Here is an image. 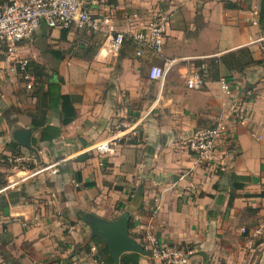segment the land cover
<instances>
[{"label": "crops", "instance_id": "crops-1", "mask_svg": "<svg viewBox=\"0 0 264 264\" xmlns=\"http://www.w3.org/2000/svg\"><path fill=\"white\" fill-rule=\"evenodd\" d=\"M162 2L171 23L162 57L147 53L151 63L136 56L130 41L102 58L103 36L88 44L89 35L73 30L65 39L58 29L37 32L34 38L49 34L63 41L57 51L71 52L61 61L34 60L54 67L53 78L63 80L62 93L77 112L67 126L60 123L61 109L49 112V125L61 130L51 142L31 126L37 99L0 59V264H102L101 239L88 215L114 221L125 214L139 243L150 229L162 242L187 249L188 264H264V53L250 48L263 64L240 72L220 65V79H208L198 91L187 88L184 76L195 60L248 48L262 36L264 0H83L96 15L109 13L118 31L134 13L147 22ZM76 35L85 39L81 50L91 47L89 54L73 53ZM26 49L24 42L18 46L19 58ZM165 59L179 62L160 85L148 73ZM221 80L230 83V94L221 91ZM236 106L245 107L247 121L234 119ZM217 124L228 128L232 148L201 162L187 141ZM25 129L32 130L31 148L14 139ZM106 140L111 154L90 150ZM32 154L35 163L15 162ZM44 167L51 169L26 178ZM140 264L163 263L143 256Z\"/></svg>", "mask_w": 264, "mask_h": 264}, {"label": "built area", "instance_id": "built-area-1", "mask_svg": "<svg viewBox=\"0 0 264 264\" xmlns=\"http://www.w3.org/2000/svg\"><path fill=\"white\" fill-rule=\"evenodd\" d=\"M170 23L169 12L158 11L147 22H142L140 16L134 13L125 18L124 29L118 31L109 13L96 15L84 7L83 0H12L0 4V51L6 52V60L10 63L11 71L20 76L26 89L31 90L36 83V77L29 70L28 60L19 58L17 50L21 43L32 40L42 28L52 30L74 28L89 36L101 35L105 42L99 51V56L102 58L110 54H118L123 50L126 41H130L136 46V56L151 63L152 60L148 58L147 53L162 57ZM247 47L249 49L254 47L258 52L264 53V34L247 44ZM209 60H195L201 64H195L190 70H186L184 76L189 90L198 91L206 85L210 78ZM178 62L179 60L165 59L163 66L151 64L148 73L150 80L162 85L168 71ZM220 87L223 93H231V85L227 80H221ZM232 115L238 122L248 120L244 106H236ZM133 133L137 134L135 129ZM229 133L228 128L223 124L200 129L187 141L186 148L199 161L212 162L215 156L229 150ZM111 145V141L106 140L95 144L90 150L99 155L111 154L113 152ZM15 162L18 165L35 163L36 157L34 154L20 155L15 158ZM49 169L51 167L41 168L26 178ZM53 173L55 174L56 171ZM143 243L150 253L149 257L154 261L163 264L189 262L187 252L162 242L150 229L145 231Z\"/></svg>", "mask_w": 264, "mask_h": 264}, {"label": "trees", "instance_id": "trees-1", "mask_svg": "<svg viewBox=\"0 0 264 264\" xmlns=\"http://www.w3.org/2000/svg\"><path fill=\"white\" fill-rule=\"evenodd\" d=\"M226 8L234 9L237 8L235 4L225 3ZM262 21L264 23V16H262ZM52 30V29H51ZM73 30L79 34H85V32H81L78 30L72 29H64L61 30V39H65L68 31ZM101 35H90L88 36V40H86L88 44L92 43L93 38ZM82 43L85 41L83 38L80 39ZM79 50L85 52V54H89L91 52V47L85 48L84 50ZM64 53L57 50L50 51V54L56 58L58 61H61L64 58ZM29 62V70L35 75L36 83L34 87L29 90V93L37 99L36 108L32 114H30L31 118V126L34 130L41 131V140L42 141H53L56 137L60 136L61 130L59 128L51 127L48 123V115L50 111L59 110L60 112V123L62 126H67L74 122L77 118V112L74 107V103L72 97L70 95H65L62 93L61 87L63 80L53 78V73L49 74L46 70V67L42 64L31 60ZM210 68V78L209 80L217 81L220 79V65L224 66L225 70L229 73L231 72H240L248 67L261 65L263 64V60H256L253 56V52L249 48H242L240 50L227 53L222 55L219 58L210 59L208 61ZM201 64L198 62L197 65ZM28 90V89H27ZM60 111V110H59ZM50 132H54V135H50ZM18 146L17 144L12 143V147ZM230 148L232 146L230 145ZM230 150V149H229ZM236 176H234L235 178ZM77 182H81L80 174H77ZM93 184L86 183L84 187L89 188L93 187ZM238 189L243 188L242 185L237 186ZM260 197H264V192H262ZM234 194H231L230 202L234 199ZM88 218H92V215H88ZM134 225L132 223V219L130 218L129 230H132ZM131 236L134 239H139L136 235L131 233ZM98 240L99 237H96ZM100 244H102V249L99 252L100 262L102 264H115L112 256L108 250V247L100 240ZM140 244L146 249V246L143 242ZM180 249H182L180 247ZM147 250V249H146ZM187 250V249H186ZM184 250V251H186ZM149 252V251H148ZM150 254V253H149ZM143 256L137 253H126L123 254L120 258L119 264H140V260Z\"/></svg>", "mask_w": 264, "mask_h": 264}, {"label": "water", "instance_id": "water-1", "mask_svg": "<svg viewBox=\"0 0 264 264\" xmlns=\"http://www.w3.org/2000/svg\"><path fill=\"white\" fill-rule=\"evenodd\" d=\"M31 129L17 130L15 141L20 145L31 148ZM130 218L128 214L120 216L114 221L94 217L90 222L92 234L98 236L108 247L110 255L115 264H119L120 258L126 253H137L144 257H149V252L134 239L129 230ZM197 255L204 256L202 252Z\"/></svg>", "mask_w": 264, "mask_h": 264}, {"label": "rangeland", "instance_id": "rangeland-1", "mask_svg": "<svg viewBox=\"0 0 264 264\" xmlns=\"http://www.w3.org/2000/svg\"><path fill=\"white\" fill-rule=\"evenodd\" d=\"M12 0H0V4H5V3H9ZM165 4V5H164ZM161 7L158 9V7ZM157 8V10H156ZM152 10L154 11L153 14L157 13L158 11H163V12H169V8H168V4L166 3H159L153 6ZM59 30V29H58ZM82 41L80 40V38L76 35V37H74V39H72V41H70L71 44L75 45V49L73 50V53L76 54H80L81 51L79 50V43H81ZM24 44H26V51L23 55H21L23 57V59H27L28 61L31 60H40V61H44L46 62L48 59L54 60V57L50 54V51L52 50H57L58 48L61 49L62 47H60L63 44V41L61 39H52L51 36L49 34L45 35L43 38H33L30 41H26L24 42ZM69 48V47H68ZM67 54H71L70 51H63ZM35 55V57H34ZM7 56H6V52H4V54L1 53L0 55V59H5L6 60ZM8 64V63H7ZM8 67L9 64H8ZM177 67V66H176ZM2 70V69H0ZM3 70L6 71L7 69V65L3 66ZM46 70L48 71L49 74H52L54 71V67H48L46 68ZM172 73L173 70H171ZM18 81H20V79L18 78ZM1 82L3 83V80H0V90L2 88L1 86ZM10 82H8L7 84H9Z\"/></svg>", "mask_w": 264, "mask_h": 264}]
</instances>
